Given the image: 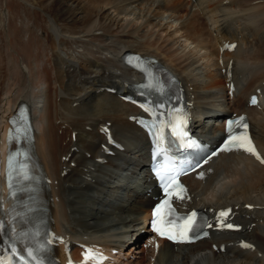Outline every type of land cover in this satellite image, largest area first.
Instances as JSON below:
<instances>
[{
	"label": "bare ground",
	"instance_id": "obj_1",
	"mask_svg": "<svg viewBox=\"0 0 264 264\" xmlns=\"http://www.w3.org/2000/svg\"><path fill=\"white\" fill-rule=\"evenodd\" d=\"M16 2V17L12 18L10 10H3L4 6L0 9V35L7 31L10 34L12 19L16 27L15 40L9 37L6 42L15 57L10 58L11 62L6 59L0 77V95H5L6 103L1 106L0 117L3 199L7 193L4 173L8 116L20 101L27 100L36 119L37 149L53 179L52 206L57 230L108 248L128 251L130 246L135 250L129 239L144 228L143 222L150 217L149 209L155 201L153 192H149L152 182L145 168L148 145H143V132L128 119L134 107L117 94L102 90L108 86L124 89L123 75L129 69L122 56L127 50L156 56L182 77L195 101L201 129L216 134L223 127L212 119L214 114L248 112L264 153V101L260 110L247 104L258 87L264 98V0ZM164 25L173 28L171 44H177V53L161 49L154 39L150 41L154 34L150 26ZM131 26L133 29L127 30ZM34 33L42 51L28 50ZM233 41L238 42L237 47L221 54L220 47ZM44 60L54 69L59 88L46 85L41 76L46 69L41 68ZM259 62L262 65L257 68ZM223 67L225 73L221 71ZM229 78L235 81L233 95L228 94L226 87ZM107 121L112 122V130L125 143L126 150L118 152L117 157L107 156L108 163L101 164L96 161L104 141L99 129ZM212 122L216 124L211 126ZM62 125L66 127L60 134ZM132 150L134 156L128 154ZM70 154L69 161L63 160ZM72 161L75 166H71ZM130 161L133 164L127 166L129 176H120L118 170ZM65 170L68 173L62 176ZM204 170L202 179L194 174L187 177L191 200L186 204L208 209L238 205L237 218L245 229L233 236L231 232H215L196 244L163 242L154 251L137 249L133 261L129 260L128 251L121 264H126V260L130 264H264V163L241 152H221ZM248 203L255 207L246 209ZM242 238L253 242L255 249L244 248L240 244ZM213 243H227L226 251L212 249Z\"/></svg>",
	"mask_w": 264,
	"mask_h": 264
},
{
	"label": "snow or ice",
	"instance_id": "obj_2",
	"mask_svg": "<svg viewBox=\"0 0 264 264\" xmlns=\"http://www.w3.org/2000/svg\"><path fill=\"white\" fill-rule=\"evenodd\" d=\"M226 47L234 48L235 45H226ZM139 57L136 58V63L133 65L135 67H140ZM132 63L130 59L128 61ZM252 103H256L255 98H253ZM148 110V109H146ZM179 121L178 126H174L176 121ZM245 121L244 117H240L237 121H229L227 126V132L229 133L228 138L225 140L224 149L227 151H231L233 148L243 149L244 151L254 155L261 163H264V158H261V155L257 152L255 145L252 142L251 137L247 133L248 124ZM16 121H13L15 123ZM186 114L183 113L181 109H177L174 113L173 119H169L167 121L161 122V128L163 127H172L173 133L177 135L178 138L184 140H190L188 137V133L184 131L186 126ZM234 125L238 127H242L244 132L240 134L234 133ZM11 133V130H10ZM9 139H12L10 134ZM111 139V137H110ZM159 139V137H158ZM194 141L188 143V147L194 146ZM13 155L9 156V174L8 179L10 181L9 187L11 188V170L13 163ZM157 175L160 176L162 181H167L164 185V190L170 196L175 195L177 199H184L183 193L186 191L182 185L179 184L177 180L172 175V171H166L164 174H161L157 171ZM202 175V174H201ZM179 189L178 191L173 192V189ZM248 207H251L248 205ZM164 209V211H162ZM231 213V209L221 210L218 214V224L220 227L228 228V229H237L238 225H233L231 223H225L224 218L228 217ZM183 221L182 224H176V221ZM159 221V223H158ZM153 230L157 232L160 236H164L169 240L177 241V242H191L193 234L196 233L197 229L200 227L198 223V214L194 210L191 214L186 216H177L175 214V210L171 207L169 200H165L162 204H158L153 210V219L151 221ZM175 225V228L168 227L167 225ZM211 225H209L210 227ZM11 227V226H10ZM5 230V222L0 221V233H3ZM11 231L14 233V237L12 238V242L9 245L8 253L9 255L6 257H0V264H16L18 261L19 264H46L45 253L48 250V245H50L53 240H46L44 243L39 244L37 246H28L25 248H20L17 246L16 241L23 240L27 237L26 233L17 232L15 228H11ZM207 235V233H205ZM62 240V238H59ZM244 247H251V245L244 244ZM84 264H88L89 260L94 261V264H99V262L103 259L102 254L95 252L92 249H86L84 252ZM71 264V261L69 262Z\"/></svg>",
	"mask_w": 264,
	"mask_h": 264
},
{
	"label": "rangeland",
	"instance_id": "obj_3",
	"mask_svg": "<svg viewBox=\"0 0 264 264\" xmlns=\"http://www.w3.org/2000/svg\"><path fill=\"white\" fill-rule=\"evenodd\" d=\"M16 3H17L16 0H0V9L4 6L3 10H7V11L10 10L12 12V18H13V15L15 16V13L18 12V10H17L18 8H17V4ZM10 4H11V6H10ZM199 14L203 17L202 12H199ZM10 28H11L10 34L7 31L6 33L0 35V77H1V74H2V71H3V66H4L3 64H5L4 62L7 61V60H10V58L12 59V58L15 57L14 56V51H12L10 46L7 45L8 41H9V37H11L13 39V41L15 40L14 31L16 30V27H15V23H14L13 19H12V21L10 23ZM132 29H133L132 26L127 28V30H132ZM151 29H152V33H154L152 38H151V40H150L151 42L154 39L155 43L162 47L161 49H163V50L165 49V50H168V51H173L175 53L178 52V51H175L177 49V44L176 45H172L171 44L173 42V40H174L173 39L174 37L171 36V32L173 31V28H169L166 25H164V26H156L154 28H153V26H150V30ZM36 32L42 34L43 36H45V33H41V31L39 32V31L36 30ZM37 33L32 34V36L30 38V44L28 45V50L29 51L30 50L34 51L35 48H37V50H39V51H42L40 39L36 37ZM196 35H199V34L196 33ZM199 37L205 38V36H203V35L202 36L200 35ZM37 42H39V43H37ZM13 43L14 42H12V48H13V46L15 48V45ZM11 53H13V54L10 55ZM43 59H45V58H43ZM10 62H11V60H10ZM261 65H262V63L259 62L257 64V68H260ZM42 66H44V68L48 69V70L45 69L43 74H41V76L45 80L46 85L52 86V88H54V89L59 88V82L55 80V71H54V69L49 65V63L45 62V60L43 62H41V68H43ZM40 73H42L41 69H40ZM260 73L263 74V72H260ZM48 79H50V80H48ZM219 94H222V91H220ZM4 98H5V95L2 93L0 95V107L1 106L4 107V105L6 104L4 102L5 101ZM74 98L78 99L77 96L74 97ZM2 99H3V101H2ZM1 111H2V107L0 108V113H1L0 117L2 115ZM65 127H66V125H64V127L62 125V128L59 130L60 134L62 133V130L65 129ZM87 127H89V126H87ZM92 129L93 128L91 127V129L90 130L88 129V130L92 131ZM1 130H2V126H0V133L2 132ZM68 140H69V136L67 137L66 141H68ZM65 142H64V144H65ZM130 154L132 155L133 153H130Z\"/></svg>",
	"mask_w": 264,
	"mask_h": 264
}]
</instances>
